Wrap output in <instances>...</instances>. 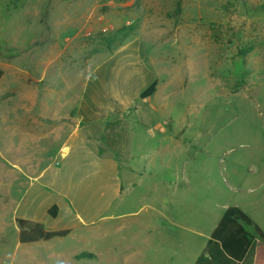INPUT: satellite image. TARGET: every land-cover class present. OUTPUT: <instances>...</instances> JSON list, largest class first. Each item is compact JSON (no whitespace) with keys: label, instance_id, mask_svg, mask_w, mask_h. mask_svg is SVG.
I'll list each match as a JSON object with an SVG mask.
<instances>
[{"label":"rangeland","instance_id":"1","mask_svg":"<svg viewBox=\"0 0 264 264\" xmlns=\"http://www.w3.org/2000/svg\"><path fill=\"white\" fill-rule=\"evenodd\" d=\"M120 29L129 32L113 39ZM134 38L158 85L143 107L155 116L143 122L153 128L158 121L165 132L155 130L160 144L152 164L145 162L144 181L117 203L106 231L67 238L63 247L122 264L126 247L144 242L142 227L206 231L228 204L264 226V0H0V64L44 68L66 95L75 96L92 67ZM58 145H33L32 163L54 156ZM4 162L0 195L13 197L19 187L11 186L14 173ZM168 178L175 192L153 184ZM10 207L6 202L3 216ZM2 221L0 243L12 245L13 225Z\"/></svg>","mask_w":264,"mask_h":264},{"label":"crops","instance_id":"2","mask_svg":"<svg viewBox=\"0 0 264 264\" xmlns=\"http://www.w3.org/2000/svg\"><path fill=\"white\" fill-rule=\"evenodd\" d=\"M0 70V135L10 141L5 151L0 148V158L14 173L11 186L19 187L13 197L0 195V235L5 231L3 218L16 234L12 245L0 243V263L103 264L100 255L90 251L67 252L63 242L101 233L113 220L117 203L142 184L145 166L152 164L151 154L157 144L159 147L155 130H165L158 121L153 128L143 122L155 116L146 114L143 107L151 105L158 93L157 85L152 96L140 99L141 92L156 80L143 42L134 38L108 54L87 73L75 96L52 87L44 68L40 72L38 67L0 64ZM50 141L59 144L54 156L46 153L32 163L31 147L48 146ZM153 184L170 193L177 185L171 178ZM1 185L0 181V189ZM6 202L11 206L10 214L3 216ZM53 205L57 207L54 218L48 214ZM234 206L250 214L240 204ZM227 207L229 204L222 207L206 231L168 227L161 222L142 227L144 242L137 247L128 245L122 264H252L249 250L242 260L235 261L221 257L219 247L209 244ZM160 213L153 209L152 216ZM17 218L69 233L22 244ZM178 233L182 238H177Z\"/></svg>","mask_w":264,"mask_h":264},{"label":"trees","instance_id":"3","mask_svg":"<svg viewBox=\"0 0 264 264\" xmlns=\"http://www.w3.org/2000/svg\"><path fill=\"white\" fill-rule=\"evenodd\" d=\"M128 32V29H120L113 39L117 38L116 36H121V33L126 34ZM1 76L2 71L0 70V78ZM156 87L157 81L154 80L141 92L140 99L152 96ZM48 214L52 218L56 217V205L48 210ZM16 225L19 229L18 241L22 244L48 241L53 238L65 237L69 233V230L50 231L40 223L19 218L16 219ZM211 243L219 247L221 257L240 261L249 250L252 253V264H264V230L236 206H229L224 210L211 233L209 244ZM81 256L87 257V254ZM202 259L200 257L199 260Z\"/></svg>","mask_w":264,"mask_h":264}]
</instances>
